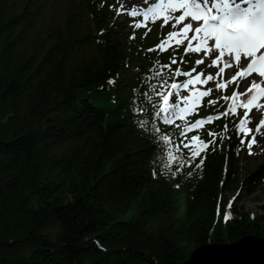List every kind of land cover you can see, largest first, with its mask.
Instances as JSON below:
<instances>
[{
  "label": "trees",
  "instance_id": "1",
  "mask_svg": "<svg viewBox=\"0 0 264 264\" xmlns=\"http://www.w3.org/2000/svg\"><path fill=\"white\" fill-rule=\"evenodd\" d=\"M114 1L0 0V264H182L264 240L261 219H224L239 176L225 145L164 168L154 60L120 41Z\"/></svg>",
  "mask_w": 264,
  "mask_h": 264
},
{
  "label": "snow or ice",
  "instance_id": "2",
  "mask_svg": "<svg viewBox=\"0 0 264 264\" xmlns=\"http://www.w3.org/2000/svg\"><path fill=\"white\" fill-rule=\"evenodd\" d=\"M140 2L145 5L143 13L138 11L130 13L132 17H142L134 21L135 28L141 27L143 22L150 20L155 23L158 19H162L161 29L166 25L175 29L168 32L167 36L158 44L147 49V52L159 50L160 53H164L173 45L178 50L186 44L184 56L179 57V60L173 55L167 64L158 60L153 62L159 65L156 75L161 81L153 91L161 102L152 103L151 110L155 111L157 119L162 117L165 125H174L178 128L177 135L182 137V139L173 142L172 136L164 132L163 129H152L153 132L162 135L165 145H171L167 149L164 168L170 169L173 177L183 171L186 165L190 168L194 165L195 169H202L206 152L209 149L214 151L212 146L218 140L222 142L223 137L211 130L208 135L212 139L207 141L202 139L199 133L190 137L188 134L223 117L238 116V108H243L245 111L235 129L238 137L243 136L236 152L239 155L247 143L248 155L253 154V145L258 141L257 137L252 134L253 130L247 128L246 124L251 122L250 113L254 107L257 105L264 107V0H159L157 3H152V0H140ZM176 13L180 14L176 15ZM144 26L147 27V24L145 23ZM101 31L103 32V30ZM148 31L151 29L149 28ZM129 39H135V33ZM189 53H203V56L198 58L195 61V66L188 71H184L181 67L172 68L174 64L187 63L184 57ZM226 55L232 59L224 60ZM206 59L211 61L208 67L218 68L215 74L218 81L216 83L217 90L227 91L229 83H237V87L231 96L225 95L207 101L210 106L219 104L220 100L228 101V107L224 111L217 110L215 114H209L207 117L191 122L188 117L198 112L199 107L203 106V98L211 96L214 91L211 87H206L204 90L196 87L198 84L208 85L214 79L212 73L205 76L203 71L197 72V68L205 64ZM233 63L238 69L237 72L229 79H223L225 70L233 67ZM165 69L168 71L167 80L164 78ZM253 74L260 77L259 81L253 78L248 88L244 92H240L238 78L246 79ZM180 75L187 79L177 81L176 77ZM114 82V80H109V84ZM180 90L187 91L189 95H181ZM250 93L246 102L239 99ZM143 94L147 95V93ZM139 111H144V109L141 108ZM176 120L183 121V124H176ZM228 128L229 125L225 124L223 131L227 132ZM262 128H264V118L260 119L255 131L260 132ZM249 135H251V139H248ZM198 157L200 158L199 162L194 163ZM153 174L156 176L159 173L154 171ZM187 175L192 176L193 172L189 170ZM175 187L178 188L180 185L177 183ZM234 199L235 197H233ZM231 204L232 201H229V208ZM224 219L227 222L229 214L225 213Z\"/></svg>",
  "mask_w": 264,
  "mask_h": 264
},
{
  "label": "water",
  "instance_id": "3",
  "mask_svg": "<svg viewBox=\"0 0 264 264\" xmlns=\"http://www.w3.org/2000/svg\"><path fill=\"white\" fill-rule=\"evenodd\" d=\"M182 264H264V240L246 236L232 243L204 245Z\"/></svg>",
  "mask_w": 264,
  "mask_h": 264
},
{
  "label": "rangeland",
  "instance_id": "4",
  "mask_svg": "<svg viewBox=\"0 0 264 264\" xmlns=\"http://www.w3.org/2000/svg\"><path fill=\"white\" fill-rule=\"evenodd\" d=\"M122 22V17L119 18ZM119 22V21H118ZM124 31H121L123 33ZM127 32V31H126ZM124 32V34L126 33ZM121 39H125V35L121 36ZM239 161V176L238 183L226 194V199L232 201L231 207L235 217L234 209L238 212H247L249 215L261 219L262 231L264 233V195L260 194V185L255 186L249 183L248 174L249 172L258 171L261 166L264 165V159H250L247 160V151L244 152ZM233 197L235 199L233 200ZM229 214L232 215L230 212Z\"/></svg>",
  "mask_w": 264,
  "mask_h": 264
},
{
  "label": "bare ground",
  "instance_id": "5",
  "mask_svg": "<svg viewBox=\"0 0 264 264\" xmlns=\"http://www.w3.org/2000/svg\"><path fill=\"white\" fill-rule=\"evenodd\" d=\"M263 154H264V151H262V149H259L258 152L255 154V156L256 158H260Z\"/></svg>",
  "mask_w": 264,
  "mask_h": 264
}]
</instances>
